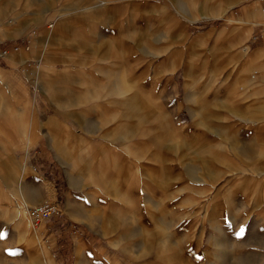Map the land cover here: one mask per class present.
<instances>
[{"label": "rangeland", "instance_id": "1", "mask_svg": "<svg viewBox=\"0 0 264 264\" xmlns=\"http://www.w3.org/2000/svg\"><path fill=\"white\" fill-rule=\"evenodd\" d=\"M259 1L0 0V264H264V99L235 57L262 36L230 30ZM43 201L64 214L34 231Z\"/></svg>", "mask_w": 264, "mask_h": 264}, {"label": "crops", "instance_id": "2", "mask_svg": "<svg viewBox=\"0 0 264 264\" xmlns=\"http://www.w3.org/2000/svg\"><path fill=\"white\" fill-rule=\"evenodd\" d=\"M241 0H238V2H240ZM260 3L262 2V4H264V0H260ZM237 4V2H234L233 4H231L230 6H228V8H223V11H221L218 15H212L209 14L207 16L204 17H197L196 19L192 20V23H197L200 20H204V18H213V16H216V18L219 19H224L226 21H228L227 18V13L230 9H232L235 5ZM232 7V8H231ZM230 8V9H229ZM229 9V10H228ZM228 10V11H227ZM259 6L258 5H246V6H242V10L240 12V14L238 15V24L240 25V27L237 28H232L231 27V35L235 34L236 31H243V33H240V42H247L248 37L250 36V34L253 33H260L262 36L261 41L255 46L253 47L251 53H245L246 49H241L242 47L240 46L239 48H235L234 46H230L231 50L237 49V53L235 54V57L237 58V62L239 63V65H242L240 67H243L242 70H244L245 74L247 73V70H249L250 68L247 67V63L251 64L250 66L254 65L255 67L259 68L256 69L258 70V74L256 76L255 80H251L250 78H242L240 79V82L246 83L247 87V98L246 100H248L247 102L252 103L254 100V104H260L263 99H264V15L262 16V13L259 12ZM226 13V14H225ZM224 15V16H223ZM220 16V17H219ZM223 16V17H221ZM206 20V19H205ZM19 35H21V33H16L13 35H10V38H15L18 37ZM54 38V37H53ZM3 38H0V41H2ZM40 41L35 40L33 43H31V47L33 49V51H36L37 47L39 46ZM48 44H51L50 41L48 42ZM243 45V44H242ZM233 53V51H232ZM27 53H22L18 56V58L16 57L15 59L12 58L13 62H17V61H24L27 58ZM236 66V65H234ZM232 66L231 69L234 67ZM50 71H53L52 67L50 66H44L42 68V73L44 74H49ZM112 75V74H109ZM1 76V74H0ZM113 77V75H112ZM118 84H116V86L113 88V90L117 93H121L124 91V88H126L124 86V83L122 84V81L119 82L117 81ZM235 82V81H234ZM11 90V89H9ZM123 90V91H122ZM12 93V91H10ZM254 98V99H253ZM250 99V101H249ZM246 102V103H247ZM123 107H129V108H133V102H132V97H126L125 100H123L122 102ZM131 110V109H130ZM126 115V114H125ZM134 116L137 117V119L141 122L146 121V119H142L139 117V113H136L135 115H130L127 114V117L129 118H133ZM124 117L121 116L120 118ZM135 117V118H136ZM24 118V117H23ZM118 117H114V119H117ZM25 119V118H24ZM14 124H18L17 129H19V125L20 122L22 123V120L20 117L12 120ZM10 121V122H12ZM54 124V123H53ZM48 125L52 126V121L48 122ZM120 123L117 124V126L110 132L114 137H119L122 139H126L127 135L130 133L129 130L124 129V130H120ZM153 132V131H152ZM52 139L54 140V146H55V150L57 151L58 155L61 158H65V156H69L71 157L72 154L67 152L65 149V146L63 144H61L60 142H58L54 137H52ZM164 144L161 141V137L159 138V144H158V148H163ZM61 153V154H60ZM133 154L134 156L137 157H143L144 156V151L142 150V148L139 145H136L133 147ZM68 158V157H67ZM36 197L40 198L41 197V193L37 192L36 193ZM25 204H27V200L25 199ZM28 206V204H27ZM16 217H18V223L21 224L24 227H29L28 225V221L26 220L25 217H22L19 214H15ZM120 218L117 216L115 218H112L111 224H115L116 220H119ZM35 240L39 241V236L38 234H34ZM163 248V247H162ZM164 252H167L166 250ZM44 264V263H43Z\"/></svg>", "mask_w": 264, "mask_h": 264}, {"label": "built area", "instance_id": "3", "mask_svg": "<svg viewBox=\"0 0 264 264\" xmlns=\"http://www.w3.org/2000/svg\"><path fill=\"white\" fill-rule=\"evenodd\" d=\"M261 11L264 15V4L261 5ZM262 38V37H261ZM6 53V51L4 52ZM7 54V53H6ZM258 72L255 71L254 75H257ZM253 78H255L253 76ZM64 214L60 203L57 201H43L40 204H37L33 208L29 209V217L31 221L32 229L41 230L42 226L50 221L53 218H60Z\"/></svg>", "mask_w": 264, "mask_h": 264}]
</instances>
